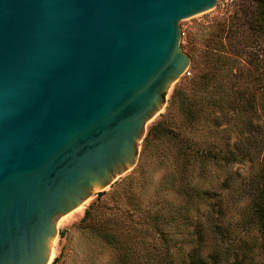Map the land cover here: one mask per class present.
Returning a JSON list of instances; mask_svg holds the SVG:
<instances>
[{
    "label": "water",
    "instance_id": "1",
    "mask_svg": "<svg viewBox=\"0 0 264 264\" xmlns=\"http://www.w3.org/2000/svg\"><path fill=\"white\" fill-rule=\"evenodd\" d=\"M217 0H0V264H48L57 223L136 164Z\"/></svg>",
    "mask_w": 264,
    "mask_h": 264
},
{
    "label": "trees",
    "instance_id": "2",
    "mask_svg": "<svg viewBox=\"0 0 264 264\" xmlns=\"http://www.w3.org/2000/svg\"><path fill=\"white\" fill-rule=\"evenodd\" d=\"M226 11L229 14L210 20L215 29L202 36L199 40L201 46L195 55L190 53L192 76L189 83L192 90L185 104L188 118L197 122L203 116H207L206 120L210 116L221 117L224 121L222 123L226 124L224 130H230L233 135L231 132L218 135L208 146L201 147L189 139V145L184 143L181 145L183 147L180 146L182 162L187 163L193 158L205 162L209 159H244L256 163L248 186L243 185V191L250 196L247 211L236 225L241 226L240 231L244 230L247 234L254 230L257 247L264 255V0H233L227 5ZM194 39L188 36L187 41L192 43ZM191 47L195 48V44ZM162 124L160 121L149 129L144 149L159 134L157 131ZM220 124L217 122L213 127L217 128ZM181 180L183 182L179 181L178 191L186 199H208V205L214 213L218 216L224 213L226 196L230 193H219L229 188L231 182L223 180L215 187L203 188L199 182H190L184 176ZM101 193H98V200L86 209L80 224L85 225L97 219L93 223L106 241L111 236L110 230L114 231V241L118 239V234L132 238L136 227L126 224L115 208L118 206H108L100 198ZM210 198H216L212 204L217 206V210L212 208ZM193 208L199 209V205ZM190 213L185 209L187 218ZM194 219L193 231L187 234V246L175 250H172L170 243L172 231L142 221L157 234L158 246L149 250L139 229L137 232L142 241L141 247L133 250L137 253L135 255L130 252L132 249L120 242L121 247L116 248L119 251V264H221L227 255L223 242L227 241L235 227L232 230L229 226L225 228V220L216 221L217 218L212 216L202 221L194 215ZM209 245L213 249L208 248Z\"/></svg>",
    "mask_w": 264,
    "mask_h": 264
},
{
    "label": "rangeland",
    "instance_id": "3",
    "mask_svg": "<svg viewBox=\"0 0 264 264\" xmlns=\"http://www.w3.org/2000/svg\"><path fill=\"white\" fill-rule=\"evenodd\" d=\"M232 1L217 0L210 10L180 20V45L184 52L189 55L198 52L201 46L199 40L208 31L215 29L214 23L210 20L229 14L226 9ZM188 36L195 38L192 43L187 41ZM193 44L195 48L191 47ZM191 76L189 66L187 72L172 85L161 112L146 125L135 166L111 186L100 191L102 192L100 198L112 208L118 206L115 208L119 210L122 220L130 224V227H136L133 237L118 234V239L114 241L112 240L114 231L110 230L111 236L106 241L96 230L97 225L93 223L97 219L90 220L85 225L80 224L86 209L98 200V192L85 202L78 214L67 219L66 216L58 221L57 235L52 245L53 255L48 264H119V251L116 248L121 247L122 243L136 255L133 250L141 247L140 236H143L148 249L153 250V246H158L157 234L147 227V224L141 223L142 221L172 231L170 240L172 250L179 249L181 246H187V234L194 228V215L202 221L210 216L216 217V221L223 219L225 228L229 226L232 230L235 227V231L230 233L225 243L223 242V249L227 254L225 261L228 263L221 261V264H264V255L257 247V238L253 236L254 230L247 234L244 230L240 231L241 226L236 225L247 211L250 196L243 191V185L248 186L249 179L255 172L256 163L244 159L239 161L209 159L205 162L195 161L193 158L187 163L182 162L181 145L184 143L189 145V139H193L200 147L208 146L218 135L231 132L224 130L226 124L222 123L224 121L221 117L210 116L206 120L207 116H203V119L197 122L188 118L185 103L189 101L186 98L191 96L192 89L189 83ZM160 121L163 124L157 131L159 134L154 136L144 149L149 129ZM217 122L221 124L214 128ZM182 176L188 178L190 182H199L203 188L215 187L223 180L231 182L229 188L223 192L220 190L222 193H219H230L224 194L227 195L224 213L221 216L214 213L209 207L210 204L208 205V199L196 201L186 199L178 191L179 181L183 182ZM215 200L216 198H210L209 202L212 204ZM194 205H199V209H194ZM212 208L217 210V206L213 204ZM185 209L191 212L188 218ZM207 220L210 221L211 218ZM139 229L140 236L137 232Z\"/></svg>",
    "mask_w": 264,
    "mask_h": 264
},
{
    "label": "bare ground",
    "instance_id": "4",
    "mask_svg": "<svg viewBox=\"0 0 264 264\" xmlns=\"http://www.w3.org/2000/svg\"><path fill=\"white\" fill-rule=\"evenodd\" d=\"M86 202V201H85ZM85 202L83 203V204H81L80 206H78L77 208H75V209H73L72 211H70L67 215H65L64 217H66V216H68V217H66V219L67 218H70V217H73L75 214H78L82 209H83V207H84V205H85ZM63 217V218H64ZM65 220V219H64ZM60 221H61V219H60ZM63 221V220H62ZM54 241H55V239H54ZM53 241V242H54ZM53 255V247H52V252H51V256ZM50 260H51V258H50Z\"/></svg>",
    "mask_w": 264,
    "mask_h": 264
},
{
    "label": "built area",
    "instance_id": "5",
    "mask_svg": "<svg viewBox=\"0 0 264 264\" xmlns=\"http://www.w3.org/2000/svg\"><path fill=\"white\" fill-rule=\"evenodd\" d=\"M187 72V71H186Z\"/></svg>",
    "mask_w": 264,
    "mask_h": 264
}]
</instances>
